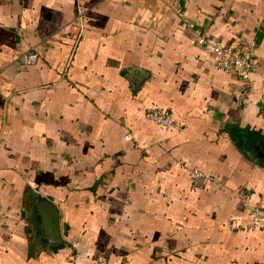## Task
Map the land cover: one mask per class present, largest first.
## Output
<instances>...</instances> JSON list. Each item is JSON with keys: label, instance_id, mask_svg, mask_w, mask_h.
Listing matches in <instances>:
<instances>
[{"label": "crops", "instance_id": "1", "mask_svg": "<svg viewBox=\"0 0 264 264\" xmlns=\"http://www.w3.org/2000/svg\"><path fill=\"white\" fill-rule=\"evenodd\" d=\"M175 1L209 39L254 43L246 104ZM239 191L264 202V0H0V264H264Z\"/></svg>", "mask_w": 264, "mask_h": 264}, {"label": "built area", "instance_id": "2", "mask_svg": "<svg viewBox=\"0 0 264 264\" xmlns=\"http://www.w3.org/2000/svg\"><path fill=\"white\" fill-rule=\"evenodd\" d=\"M175 14L181 18L184 30L187 34L190 45L199 47L209 62L217 71L230 73L239 80V87L233 94V99L238 104L247 103L248 85L250 75L255 70L257 58L254 54V43L252 41L238 40L228 45L221 44L218 40L209 39L192 20L182 16L181 6L178 2L172 3ZM26 62L35 60L34 54L28 53L25 56ZM145 118L157 125L170 129L181 130V126L174 119L173 113L168 108H146ZM189 177L195 181L203 175L196 170L187 171ZM243 208L250 215V228H264V202L262 204L251 203L247 192H237ZM74 247V244H72ZM94 264H108L102 256H97Z\"/></svg>", "mask_w": 264, "mask_h": 264}, {"label": "water", "instance_id": "3", "mask_svg": "<svg viewBox=\"0 0 264 264\" xmlns=\"http://www.w3.org/2000/svg\"><path fill=\"white\" fill-rule=\"evenodd\" d=\"M127 74L132 86L137 87L143 73L135 75L130 71ZM36 211L39 216V223L36 226L39 233L43 232L47 240L58 242L59 234L56 208L46 200H37Z\"/></svg>", "mask_w": 264, "mask_h": 264}]
</instances>
